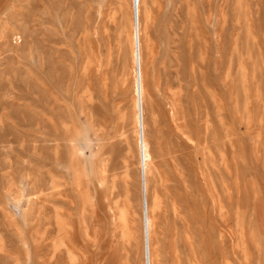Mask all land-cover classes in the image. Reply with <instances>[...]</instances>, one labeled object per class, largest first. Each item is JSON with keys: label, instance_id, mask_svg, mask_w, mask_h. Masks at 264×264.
I'll list each match as a JSON object with an SVG mask.
<instances>
[{"label": "rangeland", "instance_id": "1", "mask_svg": "<svg viewBox=\"0 0 264 264\" xmlns=\"http://www.w3.org/2000/svg\"><path fill=\"white\" fill-rule=\"evenodd\" d=\"M0 264H264V0H0Z\"/></svg>", "mask_w": 264, "mask_h": 264}, {"label": "bare ground", "instance_id": "2", "mask_svg": "<svg viewBox=\"0 0 264 264\" xmlns=\"http://www.w3.org/2000/svg\"><path fill=\"white\" fill-rule=\"evenodd\" d=\"M141 87V86H140ZM143 88V87H142ZM140 89V88H139ZM143 90V89H142ZM140 93V92H139ZM142 93V92H141ZM141 95V94H140ZM145 95V94H144ZM142 96V95H141ZM142 99V98H141ZM136 112V111H135ZM137 115V114H136ZM135 120V119H134ZM138 122V121H137ZM136 123V122H135ZM133 124H134V122H133ZM137 124H139V122L137 123ZM134 126H137L136 124L134 125ZM141 126V125H140ZM139 126V127H140ZM138 127V126H137ZM136 129V128H135ZM130 130V129H129ZM137 130H139L138 128H137ZM136 132V131H135ZM142 133V132H141ZM136 134V133H135ZM145 134V133H144ZM130 135V134H129ZM147 135V134H146ZM145 135V136H146ZM136 137H138V136H136ZM137 139V138H136ZM138 139H140L139 137H138ZM145 139H147V137L145 138ZM139 141V140H138ZM147 141H148V139H147ZM147 141H146V143H147ZM147 145H148V143H147ZM146 144H145V142H143V140L141 141V144H140V146H138L137 148H138V151H139V147H140V152H141V159L139 160L140 161V164H141V169L143 170V171H145V170H147L148 169V165H149V158H150V155L148 154V151L149 150H147V146ZM124 150V149H123ZM150 152V151H149ZM137 154H139V153H137ZM126 156H127V154H126ZM124 158V157H123ZM137 158H138V155H137ZM138 161V162H139ZM123 162V161H122ZM126 166H128V164H126V163H124V167H126ZM139 167V166H138ZM129 168V167H128ZM140 168V167H139ZM127 170V169H126ZM125 170V171H126ZM139 171H141V170H139ZM142 172V171H141ZM142 177V176H141ZM146 183V182H145ZM147 187V186H146ZM143 200V199H142ZM146 201V200H145ZM147 210V209H146ZM33 211H35V210H33ZM45 219V218H44ZM148 219V218H147ZM145 229V228H144ZM147 229H148V227H147ZM148 232V231H147ZM147 235V234H146ZM148 236V235H147ZM148 238V237H147ZM148 244V243H147ZM149 256V255H148Z\"/></svg>", "mask_w": 264, "mask_h": 264}]
</instances>
